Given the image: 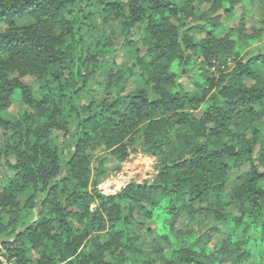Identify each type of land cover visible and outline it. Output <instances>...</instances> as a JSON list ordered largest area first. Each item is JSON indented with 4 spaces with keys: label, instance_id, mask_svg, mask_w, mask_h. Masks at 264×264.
<instances>
[{
    "label": "trees",
    "instance_id": "1",
    "mask_svg": "<svg viewBox=\"0 0 264 264\" xmlns=\"http://www.w3.org/2000/svg\"><path fill=\"white\" fill-rule=\"evenodd\" d=\"M2 164L18 264H264V0H0Z\"/></svg>",
    "mask_w": 264,
    "mask_h": 264
},
{
    "label": "rangeland",
    "instance_id": "2",
    "mask_svg": "<svg viewBox=\"0 0 264 264\" xmlns=\"http://www.w3.org/2000/svg\"><path fill=\"white\" fill-rule=\"evenodd\" d=\"M119 58L122 59L121 54ZM27 81H31V78H27ZM190 89H195L191 78H183ZM19 108V104H14L11 107V112L16 113ZM157 159L155 157L146 156L141 153L136 154L135 158L124 165V170L118 175L104 180L98 187L106 194L120 193L128 183L136 181L143 183L145 181H152L157 174L156 170ZM9 171L6 164H2L0 167V179L5 180ZM37 255V254H36Z\"/></svg>",
    "mask_w": 264,
    "mask_h": 264
},
{
    "label": "built area",
    "instance_id": "3",
    "mask_svg": "<svg viewBox=\"0 0 264 264\" xmlns=\"http://www.w3.org/2000/svg\"><path fill=\"white\" fill-rule=\"evenodd\" d=\"M0 264H18L15 257H7L4 253H0Z\"/></svg>",
    "mask_w": 264,
    "mask_h": 264
}]
</instances>
